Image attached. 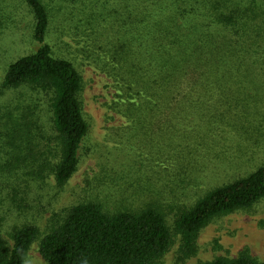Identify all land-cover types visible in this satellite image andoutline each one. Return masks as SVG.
Returning a JSON list of instances; mask_svg holds the SVG:
<instances>
[{"label": "rangeland", "instance_id": "rangeland-1", "mask_svg": "<svg viewBox=\"0 0 264 264\" xmlns=\"http://www.w3.org/2000/svg\"><path fill=\"white\" fill-rule=\"evenodd\" d=\"M44 1L51 14L46 43L83 78L81 101L89 133L76 173L60 186L56 168L62 144L53 126L52 95L3 87L8 67L40 48L34 39L35 16L24 0H0V238L11 248L14 230L36 227L39 237L25 264H47L42 240L75 206L96 204L109 215L153 207L164 214L172 234L159 264H206L242 255L264 262V198L248 210L214 219L200 231L188 258L175 229L179 214L208 192L264 164L263 1ZM139 27L162 31L166 44L169 31L193 49L206 43L211 50L233 52L200 81V89H206V98H199L205 121L199 113L188 122L175 121L177 131L167 127L168 113L151 120L154 101L146 95L138 60L115 59L123 48L119 45ZM137 44L127 47L136 51ZM194 129L208 132L211 143L191 145L193 137L184 133Z\"/></svg>", "mask_w": 264, "mask_h": 264}, {"label": "trees", "instance_id": "trees-1", "mask_svg": "<svg viewBox=\"0 0 264 264\" xmlns=\"http://www.w3.org/2000/svg\"><path fill=\"white\" fill-rule=\"evenodd\" d=\"M24 1L34 13V39L40 48L8 67L3 87H29L52 95L53 126L62 144L56 181L63 186L78 169L79 151L89 133L81 101L83 78L71 61L56 57L46 43L51 15L49 5L44 0ZM221 17L223 21L233 23L231 17ZM145 20L148 18L145 17ZM216 22L220 24V21ZM146 28L141 30L142 27H139L133 36H126L127 40L119 45L123 48L115 54V59L121 61L133 56L138 60L137 67L143 72L147 86L146 95L155 103L151 120L168 113L166 125L177 131L180 130L175 121L188 122L191 116L198 113L201 121H205L206 115L201 110L203 104L199 98L200 95L206 98L202 95L206 89H200V81L206 80L213 68L225 64L228 56L233 57V52L211 50V46L204 42L193 49V46L182 45V38L171 35L169 31L166 44V39L160 35L162 31L154 33ZM145 37L151 39L144 40ZM136 43V51L132 50L134 46L127 47ZM137 67L133 72L135 76L139 73ZM190 126L195 128L197 125ZM184 134L193 137L191 145L208 146L211 143L208 132L201 134L194 129ZM184 150L197 154L192 147H185ZM263 198L264 164L249 176L208 192L176 218L175 229L181 235L183 256L188 258L194 254L198 234L214 219L248 210ZM38 237L39 230L27 226L14 230L11 248L0 238V264H25ZM171 245L172 234L159 209L148 207L139 213L109 215L99 205L84 204L72 208L62 225L42 240L40 252L47 264H159ZM206 264L264 262L242 255L234 260L219 258Z\"/></svg>", "mask_w": 264, "mask_h": 264}]
</instances>
